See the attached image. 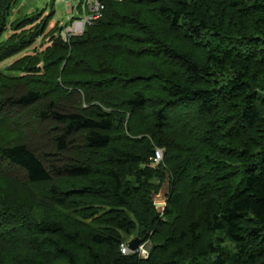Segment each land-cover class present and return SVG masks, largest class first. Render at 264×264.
<instances>
[{
    "label": "trees",
    "instance_id": "16d2710c",
    "mask_svg": "<svg viewBox=\"0 0 264 264\" xmlns=\"http://www.w3.org/2000/svg\"><path fill=\"white\" fill-rule=\"evenodd\" d=\"M101 1L81 34L54 27L10 64L21 76L0 73V167L48 185L56 211L0 207L28 251L10 264H264V0ZM16 2L0 0V36ZM21 33L0 61L39 31ZM132 233L147 258L120 252Z\"/></svg>",
    "mask_w": 264,
    "mask_h": 264
},
{
    "label": "rangeland",
    "instance_id": "374dc122",
    "mask_svg": "<svg viewBox=\"0 0 264 264\" xmlns=\"http://www.w3.org/2000/svg\"><path fill=\"white\" fill-rule=\"evenodd\" d=\"M77 0H17L12 8L11 14L6 20L5 29L0 36V49L3 50V45L7 42L10 36H21L22 31H30V33L38 32L39 34L33 39V41L23 48L21 51L7 57L0 61V73L9 77L21 76L24 72L9 70L10 64L17 59L25 55H40L43 50L50 44L49 35L52 32V28L64 26L62 34L67 36L66 28L70 22L74 19L83 20L85 15L89 13L88 7L77 6ZM53 11V15L49 20V12ZM31 17L30 22L24 27H18L14 29L12 25L23 17ZM33 16V17H32ZM46 22L45 27L42 29V25ZM52 29V30H51ZM58 33V31H57ZM16 39V38H15ZM6 52V51H4ZM160 151L161 157L157 161L150 160L149 166L152 168H158L159 164L162 168L156 169L158 172H164L165 164H163V149L156 148ZM3 167V166H1ZM0 167V207L6 202L8 204L14 203L20 207H24V210H29L34 215L44 216L46 219H53L56 216L55 208L47 203L48 201V185L46 184H30L26 181L24 174L19 171L12 170L11 168ZM166 174H168L166 172ZM155 179V180H154ZM152 182L159 184V188L151 191V196L154 201L155 209L158 212H162L166 203V195L170 185V179L166 175L160 182L159 178L155 177ZM163 197L161 198V196ZM39 198V199H38ZM161 198V199H160ZM44 200L42 202L40 200ZM6 216H0V264H10L13 257L24 258L28 251L19 244H12V239H15V234L22 233L21 230H15V224L6 222ZM144 238V241L139 243L135 250L127 251L128 254H137L140 258L145 259L149 255V250L153 245L152 240L146 239L144 236L136 235L132 233L125 235L121 244L128 247V243L134 238ZM224 245L230 246L228 242ZM129 248V247H128ZM14 260V259H13ZM56 264H66L64 262H57Z\"/></svg>",
    "mask_w": 264,
    "mask_h": 264
},
{
    "label": "built area",
    "instance_id": "2783aa9c",
    "mask_svg": "<svg viewBox=\"0 0 264 264\" xmlns=\"http://www.w3.org/2000/svg\"><path fill=\"white\" fill-rule=\"evenodd\" d=\"M77 1L81 2V6L84 7L85 9L86 7H88L89 13L85 15V19L74 20L67 26L66 28L67 36L62 34L61 32V37L64 40H66L67 37L71 35L81 34L86 25L92 24L102 17L103 10L105 8V5L101 0H77ZM160 157H161L160 151L156 150L152 160L157 161L158 159H160ZM127 251H129V248L124 244H121L120 252L122 254H126Z\"/></svg>",
    "mask_w": 264,
    "mask_h": 264
},
{
    "label": "water",
    "instance_id": "95a60500",
    "mask_svg": "<svg viewBox=\"0 0 264 264\" xmlns=\"http://www.w3.org/2000/svg\"><path fill=\"white\" fill-rule=\"evenodd\" d=\"M162 197H163V195L161 196V198ZM143 241H144V238H138V237H136V238H134L133 240H131L128 243V247H129L130 250H135L138 247L139 243H141Z\"/></svg>",
    "mask_w": 264,
    "mask_h": 264
}]
</instances>
